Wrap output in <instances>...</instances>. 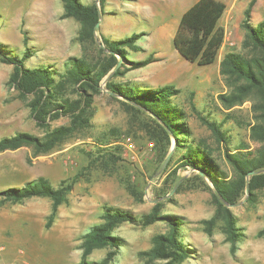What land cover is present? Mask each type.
Listing matches in <instances>:
<instances>
[{"label":"rangeland","instance_id":"374dc122","mask_svg":"<svg viewBox=\"0 0 264 264\" xmlns=\"http://www.w3.org/2000/svg\"><path fill=\"white\" fill-rule=\"evenodd\" d=\"M82 1L96 2L102 10L93 38L84 36L78 19L63 16L62 0H0V49L22 56L27 36L34 54L27 65L50 66L58 71L56 79L66 70L71 57H85L91 63L101 60L104 57L101 48L106 49L104 38L120 42L139 34L135 38L136 47H127L125 57H120L124 58L123 75L113 76L112 70L101 81L102 92L95 97L89 125L76 129L46 153L36 154L30 145L0 152V190L22 186L41 176L56 187L64 180L76 178L68 201L59 207L51 226H48L52 211L49 197L2 203L0 196V246H5L0 252V264H77L82 258L83 235L104 221L107 207L141 216L159 201H163V214L184 220L181 240L189 250V257L179 264H264V237L259 235L264 228V188L256 191L254 202L248 200L250 193L246 190L234 206L227 205L242 233L233 253L224 221L219 219L211 234L202 222L216 213L213 183L204 178L209 189L196 179L198 173L204 172L187 166L178 169L177 178L182 177L178 182H173L176 175L168 177L181 161L186 146L177 149L176 143L173 148L172 137L163 159L156 144L151 145L154 140L149 131L150 119L144 113L129 110L121 101L124 98L116 94L120 99L114 98L106 87L111 79L133 85L141 92L164 85L178 88L173 100L186 114L188 143L212 154L211 161L216 167L211 170L223 171L233 178L235 170L226 159V148L234 150L241 142L251 150L262 145L251 136V127L262 120L261 95L253 91L232 107L220 98V94H236L238 86L247 83L222 72L225 54L235 51L251 58L259 56L254 48L246 46L242 25L252 0H222L227 10L221 26L232 32L233 44L224 43L217 61L205 66L186 60L173 44L181 15L196 0H105L104 4L100 0ZM249 21L255 26L264 21V0H256ZM149 58L152 61L147 65H134ZM12 70V64L0 59V138L18 132L44 138L48 129L37 125L30 108L8 86ZM203 116L222 126L228 143L217 140L201 119ZM69 122L68 117H61L50 122V129ZM110 152L118 158L111 160L107 155ZM171 152L175 156L171 166L165 170L167 163L161 170ZM169 227L163 220L149 225L122 223L114 234L123 244L112 264L165 262L142 252L150 250L155 236L166 234ZM109 250V247L95 249L88 259L99 261Z\"/></svg>","mask_w":264,"mask_h":264},{"label":"trees","instance_id":"16d2710c","mask_svg":"<svg viewBox=\"0 0 264 264\" xmlns=\"http://www.w3.org/2000/svg\"><path fill=\"white\" fill-rule=\"evenodd\" d=\"M64 3V17H74L82 24L84 36L94 37L95 25L101 17L102 10L96 2L84 3L82 0H62ZM102 4L105 0H100ZM256 0L250 2L245 11L243 27L246 31V46L254 48L259 56L248 57L241 52L230 51L221 61L222 72L246 80V84L237 88V93L230 96L220 94L221 100L232 107L242 102L245 95L257 91L262 98V114L257 124L251 127V136L262 145L256 150L240 143L234 150L226 148L225 156L235 170V176L230 178L223 171L213 170L216 167L211 160V153L200 150V146L188 143L189 130L187 128L186 114L179 105L174 104L173 97L179 93V89L173 85H164L156 89L139 91L133 85H125L120 82L108 80L106 87L114 94L117 93L124 99L123 104L135 113H144L149 119V131L153 141V147L157 146L161 157H166L171 146L172 137L177 143V149L186 146V152L179 164L174 167L168 177L176 175L173 182H178V169L181 167L198 168L204 172L214 187L213 200L216 205V213L210 219L202 220L206 224L209 234L219 219L224 221L227 240L231 242V250L234 253L242 233L237 226L236 217L226 203L234 204L249 190L248 200L256 201V191L264 188V21L256 26L250 23L252 7ZM227 10L226 2L222 0H196L181 15L173 44L178 52L188 61L205 66L217 61L220 50L225 42V30L220 24ZM139 34L120 42H113L104 38L106 49L101 48L104 57L91 63L85 57H71L67 61V68L56 79L58 71L47 65L28 66L27 61L34 55L28 46L25 36V51L22 56H13L0 49V59L4 63L13 65V70L8 79V86L18 92V97L30 108L32 117L41 128L48 129L44 138L30 132H18L11 136L0 138V152L15 150L24 145L33 146L36 154L46 153L52 150L66 136L76 129L89 125L93 111V103L96 95L100 94L101 81L111 72L113 76L123 75L124 63L119 65L121 56L125 57L127 47L135 48V38ZM152 58L135 62V66H144L151 62ZM129 69V68H127ZM131 69V68H130ZM75 94V95H74ZM114 98L120 99L112 95ZM136 102L148 109L149 113L133 105ZM61 117H68V125H60L50 129V122ZM201 119L213 131L217 140L229 142L227 132L214 120L207 117ZM111 160L118 156L113 152L107 154ZM171 156L169 169L174 160ZM255 170L254 174H250ZM167 177V178H168ZM169 179V178H168ZM196 179L206 185L201 173ZM186 181L184 179L179 187ZM76 178L64 180L59 187L54 186L51 180L41 176L28 181L22 186H10L0 190L2 203L23 202L34 197H49L52 200V211L49 216L48 226H51L56 218L59 207L68 201V195L73 190ZM207 188L211 189L206 185ZM163 201L157 202L152 210L141 216L130 211L110 208L105 209L104 221L93 225L84 235L81 248L82 258L77 264H112L118 249L122 246V239L114 234V231L124 222L141 223L149 225L158 220L166 221L170 230L166 234H158L154 238V246L145 252L151 258L165 260L161 264H179L189 257V250L181 240V230L184 220L175 215L162 213ZM264 237V228L259 231ZM109 247L106 256L97 261H90L89 255L98 248Z\"/></svg>","mask_w":264,"mask_h":264},{"label":"water","instance_id":"95a60500","mask_svg":"<svg viewBox=\"0 0 264 264\" xmlns=\"http://www.w3.org/2000/svg\"><path fill=\"white\" fill-rule=\"evenodd\" d=\"M99 24H100V20L97 22V24H96V27H98L99 26ZM123 57L121 58V60H120V62H119V64H121L122 62H123ZM114 94H116V95H118V96H120L119 94H117V93H114ZM120 97H122V96H120ZM133 105H135V106H137L138 108H140V109H142V110H144V111H146V112H149L148 111V109H146L145 107H143V106H141L140 104H138V103H136V102H133V101H130ZM175 141V140H174ZM174 147H176V141L174 142V146H173V148ZM171 154H172V152L169 154V156L167 157V159L165 160V162H164V164H163V166H162V169L161 170H163L165 167H166V165H167V163H168V161H169V159H170V157H171ZM201 173V175L204 177V178H206L211 184H212V181H210L207 177H206V175L204 174V173H202V172H200ZM255 173V170H253V171H251L250 172V174H254ZM248 190V189H247ZM228 206H234L235 204H230V203H226Z\"/></svg>","mask_w":264,"mask_h":264},{"label":"built area","instance_id":"2783aa9c","mask_svg":"<svg viewBox=\"0 0 264 264\" xmlns=\"http://www.w3.org/2000/svg\"><path fill=\"white\" fill-rule=\"evenodd\" d=\"M232 32L231 31H225V42L224 43H230V44H233V42H231V35ZM130 139V138H129ZM151 145H153V143H151ZM4 250V247L1 245L0 246V252H2ZM11 264H20V263H11Z\"/></svg>","mask_w":264,"mask_h":264},{"label":"crops","instance_id":"0c3cea01","mask_svg":"<svg viewBox=\"0 0 264 264\" xmlns=\"http://www.w3.org/2000/svg\"><path fill=\"white\" fill-rule=\"evenodd\" d=\"M222 19H223V17H222ZM222 19H221V20H222ZM220 24H221V21H220ZM222 47H223V46H222ZM2 246L4 247V250H5V246H4V245H2ZM4 250H3V251H4Z\"/></svg>","mask_w":264,"mask_h":264}]
</instances>
